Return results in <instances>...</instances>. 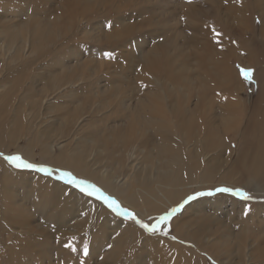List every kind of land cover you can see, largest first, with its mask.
I'll return each instance as SVG.
<instances>
[{
  "label": "rangeland",
  "instance_id": "rangeland-1",
  "mask_svg": "<svg viewBox=\"0 0 264 264\" xmlns=\"http://www.w3.org/2000/svg\"><path fill=\"white\" fill-rule=\"evenodd\" d=\"M0 1H2L3 3L6 2L4 4L5 6L7 5L12 6L14 4V7L7 6L6 9L3 3L0 2L1 3L0 20H2V17L5 18V20L3 19L2 24L4 25L6 24L7 26H9L10 24L9 27H14V25H16V27L11 29V31H15V28L20 26L18 25L20 23L22 28L24 26H27L28 29L29 26L32 25L34 20L45 25H48V23H50L49 26L53 25L51 24V22L55 23L56 25L55 24L54 25L57 26L58 30L60 29L59 31L57 30L58 31L57 33L59 35L55 34V36L51 37V39L49 40L52 42L51 44L52 46H50L48 41V44L44 45L43 48H41L42 49L41 53L37 51V53H39L38 55L36 54L35 50H32L31 44L29 43L28 39L26 42L25 40L23 42H18L14 40L13 43L15 42L14 45L16 44L15 45L16 48L11 46L13 44L12 39L8 33H4V34L2 33L4 29L2 30L1 28L4 27V25H2L0 22L1 24L0 35L3 34V36H0L1 37L0 53L5 51L1 54L2 56H0V59H2L1 60L2 64L0 62V66H3V62L9 63L11 65L13 64L14 67H16V65L21 66L23 70L22 75L25 82L23 83V86L25 87L24 89H22V91L24 92L26 91V89H28L27 87H32V85H34L35 87L36 86L38 87L40 85L39 87L41 88L43 87L44 89H49L51 90V92H53V93L48 92V94L47 92L46 93L43 92L45 95L43 94V96H41L42 92L40 91H43V89L40 88L41 90H39V87L38 89L33 88L34 86L32 87L35 91L37 90L36 91L37 93L35 92V94L37 95H34L36 97L35 98L32 97V100L33 98L34 99L37 98L36 99L37 101L33 100V103H30L31 104L30 107L29 105H27L28 109H24L25 113L27 114L26 121L30 125L31 123L30 121L32 120L31 123L33 126L32 132H36V131L39 132L49 127V125H51L50 124L51 119L54 117L53 118L54 120L52 119L53 121L51 123H53L52 126L55 127V129H53L51 132H53L54 136L56 134V136L51 140V143L49 145L50 155L47 158L43 157L42 151L39 146L33 147L34 151L32 150L33 153L31 159L30 158L28 159L25 156V153H27L28 150V143L31 137V135L28 134L27 130L22 131L21 133L23 134L22 135L19 134L20 137L14 139L15 141L13 140L8 143L7 145L8 151L7 150L0 151V153H3L5 155L19 154L28 162L40 165L42 167H46L51 170V174L49 175L44 172H38L31 169H17L11 164H9L2 156H0V194H1L0 224L2 223V220L4 219L5 215L6 216L8 215V217H11L13 215L12 217H20V218H22L21 214H23V217L24 215L25 217L28 216L30 218L31 221L30 223L32 224V227H37L39 231L50 232L49 235L52 236L51 240L52 243H54V246L52 248H47V247L40 248L39 250L41 251V257L45 260H51L53 263L62 262L61 258L58 256L56 252L57 246L61 244V241L58 240L59 231H56L54 227L46 223V221H44L41 216L34 215L35 210L37 209L38 211L37 206L40 204L39 202H43V199H41L38 195H36L37 193L35 192L32 193V191H35L37 185L39 186L40 182H42L41 180H43L46 184L52 185L55 183L56 185L65 188L67 192H71L79 198L87 200L88 202H94L95 205L97 206L98 215L99 217H101V219L99 218V220L101 221L107 220L108 224L109 225L111 224L112 226L118 225L117 227L124 228L125 226L133 225L135 228L141 230L147 235L150 234L155 238L157 237V239L159 240L160 238H163V233H165L164 230H166V233H171V234L174 233L175 223H172V221L184 225L186 230L189 233L193 234L194 236H195V232L198 233V237H195V240H198L199 242L198 246L204 250L201 253H199L197 257L205 260L207 264H221V263L222 264L225 263L264 264V188L254 182H250L247 185L244 184L243 182H241L243 176L238 172L235 175H233L232 181L230 182L231 184L230 183L223 184L220 183V181L204 182V183L201 182L200 173L204 168L205 163H210V162L213 163L212 160H215L216 162L219 160L218 165L220 164V168L216 174L218 176L217 177L218 179L222 178L223 180L224 178L230 175L228 171L231 168L233 159L236 158L237 154L239 153V148H241V144L237 145L236 140L234 141L233 139L234 134L237 132V129L235 128L231 129L229 133L225 134V137L228 141L227 142L228 145L225 148L218 147V149L221 150L218 151V149H216L217 150L216 151L214 149L208 153L206 152L204 153L202 147L199 150H197V152L201 157V165L200 168L197 169V173H196L198 180L196 182H192L188 184L187 186L185 185L179 187V191H186L189 188H193L199 184L202 186L206 184H215V185L205 188L202 187L201 189L190 195V196H195V199L189 200L187 197L190 196H187L185 197L186 199L184 198L185 200L183 199V201H180V203L176 206V208H178L179 210L176 211L174 214L168 215L169 219L171 217L174 220L167 223L168 226L166 224L167 227L162 229L164 232L161 230L152 233L149 232L144 227H142V224L150 225L151 222L140 217V215L133 208H131L130 206L124 203H121L112 194L109 196L115 199L116 201H118L122 209L127 210L128 213L134 214L135 219L126 216L124 214H117V212H114L108 206V204L104 202L102 198H98L99 197L98 193L89 196L86 194L85 191H81V188L77 187L75 184L67 183L66 179H57V177L60 175L61 172H69L76 179L87 182L85 184L86 190L88 191L91 190L88 188V185H95V187L98 188V186H96V182L90 179V177L86 175V173L73 172L69 168L57 166L54 163H52L50 159V156L52 155H60L62 154L63 151L65 152L71 151L77 146L81 145L80 143H83L82 140L85 138L86 131L88 130V127L91 126V124H93V126L91 127L94 129L98 127L97 125H100L98 123L99 122L98 118H101L103 116V113L102 115H100L96 109V107L97 108L99 107L98 104H100L99 92L100 94H102V92L104 93L106 91V95H109V93H111V90L112 91L117 90L114 91L116 92L115 98L117 100L120 99L122 96H125L128 98L126 100V103H128L129 101L128 103L129 106L135 105V103L138 100V94L133 92V90L137 86L138 83L137 78L140 75L139 74L140 61H143L142 57H144L143 56L144 54H147V52L156 49L158 45L161 44V41H163L162 40L163 38L174 39L175 45L182 48V51L181 50L179 51V49L176 50L175 48H171L170 55L172 60L175 62L173 64L176 65L177 69L178 68L183 69L186 72L185 73L186 75L188 76L190 75L192 79L194 78V80L197 81L195 83V86L197 85L196 88L201 87L200 83H202L204 87H207L209 99L208 101H204L200 109L201 112L202 111L206 112L205 115L207 116L204 115L205 118L210 116L212 119L211 118L209 119L211 120L210 122L207 118L206 119L204 118L205 119L204 121H207L205 122L207 124L203 122L204 123L203 126L205 127L208 126L209 122L212 124L215 123L216 125L212 126L215 132L218 131L220 132L226 129L227 126L234 124L236 126L242 125L243 127L245 123L249 122L247 120V114L251 113V111H254L255 108L256 110H258L264 106V91H263L264 89H262L260 86L261 78L257 73L258 72L257 66L248 64V59H249L248 49L250 48H248L249 46L247 45V43L252 39L255 40L254 45H256L257 48L260 47L261 43L264 42V0H212V1L210 0H80L82 4L85 3L84 4L85 6H83L81 3H80L81 5L79 4L78 6H76V8L78 7L80 8V10H83V14H81V16L80 13H82V11L80 12V10L78 11V9H76L79 12L78 13L75 10V7L71 6L70 4L71 0H13V1L0 0ZM20 1H22L23 5ZM31 1H33V4ZM34 1L37 2L34 3ZM15 2H17L18 4L16 3L15 5ZM27 3H29V5ZM67 4L70 9L72 10L74 9L72 11L73 13L66 11V10L71 11L68 8ZM216 4H218L219 6L218 8H216ZM2 7H4V9ZM18 7L21 8L19 9ZM16 8L19 9V15L21 14L22 16L17 15L18 11L16 10L18 9ZM193 9L195 10L198 9L197 17L193 14ZM38 10L39 12L41 11L40 14L39 12L36 13V11ZM70 13L72 14V16L70 15ZM76 13H78V15ZM88 13H92L93 17L91 14ZM94 13L97 14L95 15ZM32 15L34 17H32ZM40 15H42L44 19ZM46 16L49 17L47 18ZM54 16H56L57 18H55ZM63 16L64 17L68 16V17L67 18L65 17L64 20ZM6 17L9 20L8 21L9 24H7L8 22H6ZM23 17L25 19H23ZM71 17L72 19H70ZM68 18L69 21H71L70 23L75 22L72 21L75 20V18L77 19L76 22L77 28L73 29V24H72L71 28L69 29L70 23L69 21L66 20ZM190 18L194 20V22ZM12 19L16 20L17 22L18 21L21 22L16 23V21L13 22ZM55 19L57 20L56 22ZM61 19H63V22ZM10 20L12 21L10 22ZM62 23L64 25H62ZM65 24L67 27L65 26ZM6 25L5 27H7ZM65 29L68 30L65 31ZM213 29H215V31H213ZM29 31L30 30H28V33ZM62 32H64L65 35L64 33L62 35ZM217 33H219V35H217ZM66 34L68 35L67 36L68 38L66 37ZM89 34L91 37L89 36ZM85 35H87L90 38H87ZM59 36L61 39L59 38ZM63 36L66 40L62 38ZM2 37L3 38L5 37V39L6 38L7 39L3 40ZM8 39L10 40L8 41ZM54 39L56 41L58 40L56 44H55L56 41ZM97 40L98 41L101 40L100 42H102V44L100 42H97ZM6 44L8 45V48L13 47L12 48L13 50L9 51L10 48L8 50ZM17 44H19L23 48H20L19 45ZM53 44H55L56 46L58 45V47L56 48ZM74 45L75 48L77 49L75 48L73 49L72 46ZM254 45L251 46L254 47ZM2 47H3V51H2ZM47 47L48 49H46ZM5 49L8 51L6 52ZM16 49L18 51L21 50V54L20 52L18 53ZM22 50H24L23 55H22ZM28 50L31 52H29ZM70 51L71 53L68 54V52ZM53 52H59L60 54L63 55V60H62L63 63L56 62L54 58L51 57V54ZM17 53L19 57L16 56V59L19 58L20 60V58L22 57L23 59L21 58V61L14 59V54L17 55ZM29 53H32V55L30 54L31 56L30 55L28 56ZM109 53L111 54L112 58L108 57L107 54ZM233 53L238 55V57L236 56L237 57L236 58L233 55ZM183 54L187 55L184 59L182 56ZM197 55L200 57H198ZM26 56H28L29 58ZM203 58L207 59V63L205 65H202ZM11 59H13V61H11ZM24 59L25 62H23ZM67 59L68 61H66ZM212 59H214L215 62H211ZM222 60L225 61V66L221 65L220 61ZM29 61L30 63H32L33 61L32 63L33 65L30 64ZM78 61L80 63H78ZM89 61H91L92 63L91 62L89 63ZM19 62L20 64H17ZM48 62L52 65V68H50L51 65ZM34 63L36 64L35 67H34L35 65ZM56 63L59 64L57 65ZM84 63L87 64H85L84 66ZM76 64L80 67L82 65L81 67L82 70L83 68H86V74L84 70L83 72L81 71L79 74L77 72V75L74 76V77L77 76V79L75 78L77 81L75 79L73 80V82L76 81L77 83L74 82V84L72 83L73 84L72 85L68 82L69 84L66 85V83L63 84L64 82L63 81L62 84L65 86L63 87L61 86V89L59 90L58 88H60L61 83L60 84L58 83L57 90L55 91L56 87L54 89V85L56 82L55 83L53 82L54 80L56 81V79H54L55 76L59 78L60 75L64 76V73L66 74V72L74 71V69L77 67ZM25 65H27V67ZM62 65L64 67H62ZM71 65L72 66L74 65L76 67L75 68L71 67ZM31 66L34 67L35 70L33 68L31 69ZM58 66L62 67V69H60V67ZM66 67H68V69L70 70L68 71L67 69L65 72H63V74H61L62 71H64L63 69L64 68L66 69ZM259 67L264 70V65H261ZM25 68L27 70H24ZM28 68L29 70H31V72L28 70ZM47 69L48 70L51 69V70L48 71ZM87 69H89V72ZM60 70L62 71L60 72ZM248 70H251V82L248 79H245V73ZM209 71L212 72V75L215 78H218V81L210 77L208 73ZM229 71L232 74V79H231L232 81L229 80L230 79L228 74ZM57 72L58 73L60 72L59 73L60 75L59 74L57 75L56 74ZM36 73H38L39 75H37ZM81 73L85 75L86 79L88 80L87 83L84 82V80L82 81V78L85 79V77H83ZM90 74L92 75L91 77ZM27 76L28 78L26 79ZM181 76L184 75L181 74ZM32 77L33 78L36 77V78L33 79ZM39 78L42 80H40ZM93 78L94 80H92ZM36 79L38 81L35 82ZM90 80L94 82L96 81L95 83L93 82L95 86L93 87L92 85L93 89L91 88V91H89L90 88L87 85L88 83H92V81ZM27 81H29L30 83H27ZM44 81L48 83L50 87L48 84L44 83ZM80 81H82L84 86L86 85L87 87L85 86V88H83L84 86ZM32 82L37 84L35 85ZM98 83L99 85L96 86V84ZM45 86L48 88H46ZM94 88L96 89L94 90ZM259 88L260 90L262 89L263 92L262 91L260 92ZM100 89H103V91ZM108 90H110V92ZM22 91L20 95H22ZM77 91H79V93H76ZM87 91L89 93L94 92L95 95L93 96L97 95L96 99H98L97 101L99 102V103L97 102V106H96V101L94 100L95 98L92 99L95 102H90L87 104L86 107L87 109L84 108L86 106L85 104L84 107L82 106L83 101L81 99L85 98L86 94H88ZM64 92L67 94V96L66 94H64ZM84 92H86V94H84ZM38 93L40 94V96L38 95ZM72 95H74L75 98ZM78 95L79 96L81 95L80 101H77L79 100V98H77L79 97ZM37 96H39L40 102L42 101L41 103L39 102ZM42 97L43 99L41 100ZM195 97L197 99L192 97L189 102L185 103V108L188 107L187 110L189 109L190 111L191 110L194 111V107L197 104V100L199 99L197 95H195ZM65 98L69 100H66ZM70 98H72V100ZM62 100L63 103H61ZM73 100L75 105L73 104V106H70L72 105L71 102L73 103ZM211 101L212 103H210ZM228 102L232 103L233 107L231 109H233L232 111L234 112L236 111L235 114L232 113H230V115L228 114V112H230L228 107L226 106ZM55 103H57L58 105H56ZM59 103H61L62 105L61 104L59 105ZM78 103L80 105H76ZM92 103H94V105H92ZM53 104H55V106ZM33 105L35 106L32 107ZM37 105L39 106V108L37 107ZM65 105H67L68 107L65 108ZM61 106H64V108L67 109L68 111L75 110V106H80V107L82 106L83 109H81L80 107L78 108L83 110L82 112L85 113V114L83 113L81 116L77 112L78 115L76 114V116H78L79 118V121H77L78 123L77 122L75 123L74 120V123H72L73 126L69 125L70 127L68 126V128H66L67 129L66 132H64L65 128L64 130L63 128H61L62 131L59 129L60 127H62V124L60 126V123L64 122V120L62 121L63 118H60V116H62L60 112H63L64 109ZM93 106L95 107L93 108ZM35 107H37L38 109L36 110ZM196 107L199 108L198 105H196ZM205 107L207 108L209 107V110ZM29 108L32 111H30ZM51 108L52 110H55L56 108H58L59 110L60 108L62 109L60 111L57 109L58 111H54L52 113L50 112L52 111ZM69 108L72 109L69 110ZM240 108H242V110ZM33 109L34 111L35 110L36 111L33 112ZM77 110L81 112V110L79 109ZM91 111L92 112L94 111V114ZM209 111L211 115H209ZM239 111L242 113L243 117L242 116L240 117L241 114L239 113ZM30 112L31 113L33 112L34 114L32 113V115H30ZM224 112L227 113V115L224 114ZM98 114L100 115L99 117ZM79 115L82 117L81 119ZM236 115H238L239 117ZM27 116L30 118H28ZM55 116L57 117L58 120L55 119L56 118ZM56 120L57 121L60 120L61 122L59 121L57 124ZM46 121H48L49 123ZM229 122L231 123L230 125L228 124ZM54 123L57 126H55ZM224 123L227 125H224ZM35 126L37 127L35 128ZM23 127L25 128V126ZM57 127L58 129H56ZM57 134L59 136H57ZM201 135L202 136L204 135L203 131L200 132V136ZM218 135L221 134L218 133ZM229 143L233 146L232 149H230ZM95 147L96 146H91V148H89L88 151L85 153V165H87V167L90 170L95 171L99 178L103 176V178L107 179L109 177L115 176L114 178L112 177V180L114 181L113 184L114 186L116 184H117L116 186H119L127 181L130 182L128 175L134 171V166L136 167L138 166L137 168H139V165H137L139 161H136L137 160L136 158L139 156L137 150L127 151L128 154L126 153L125 156V159L127 158L125 160V167H124L125 171L122 168L124 173L122 172L120 175H117L116 177V171L118 167L111 166L109 164L106 151L102 150L101 148H97V147L95 148ZM187 148L188 145L186 147V150ZM106 172L109 174V177L108 174H106ZM110 174H112V176ZM193 183L195 184V186ZM219 183L220 185H217ZM224 187L233 188V189H243L244 191H246L251 195L252 199L244 200L241 197L232 195L231 193L216 191V189L224 188ZM30 188H32L33 190H31ZM101 192L106 196H108L107 194H110L107 193L106 190L104 192V189L101 190ZM209 192L213 194L207 195V193ZM197 193H206V194L198 196L196 195ZM30 200L31 202L33 201L32 203L34 205L31 204ZM184 201H187V203H185ZM163 202L166 204V199L164 201H160V203L157 205L158 206H161V204L164 205ZM194 202H198V203H194ZM181 205L183 206L181 207ZM103 207H106L107 209L104 211H107L113 215L114 217L113 221H111L110 218L108 219V216L103 212ZM155 209L153 210V212L156 213H153L152 210L149 209L147 211V214L153 213L152 215L156 214L158 216L159 209H157L156 206ZM17 212L21 213L19 214L20 216L18 215ZM169 213H172V211L164 212L161 215L166 216ZM77 216L78 217L74 218V220H79L77 222L83 221V216H79V215ZM159 218H157V221ZM72 221L70 222L72 223ZM13 233H17L18 235H24L23 229L21 227L19 228L16 225H13L9 227L6 233L4 234L2 233V236L9 238L10 243L14 244L15 240L11 236ZM244 233L247 236L244 235ZM88 234L91 233L88 232ZM141 243H143V245H148L147 240H142ZM135 244H137V242H135ZM135 244L134 242L132 243V245ZM131 247L132 246L130 245V248ZM206 250L208 251L206 252ZM106 252L107 250L104 249L103 254L101 256H105ZM28 255L30 256L29 258H27L28 263L37 264V258L31 257L32 256L31 252H29ZM152 255L153 253L151 252L148 257H144V258H146L151 262ZM0 256H7V254L4 251L2 252L0 251ZM79 257H81V255H79ZM212 259L214 260L212 261ZM89 261L91 264L97 263V260L93 255L89 257ZM108 263L111 264L110 261H108ZM118 264H124V263L120 261L118 262ZM158 264H171V263L167 258H162Z\"/></svg>",
  "mask_w": 264,
  "mask_h": 264
},
{
  "label": "bare ground",
  "instance_id": "bare-ground-1",
  "mask_svg": "<svg viewBox=\"0 0 264 264\" xmlns=\"http://www.w3.org/2000/svg\"><path fill=\"white\" fill-rule=\"evenodd\" d=\"M210 1H212V0H210ZM0 2H2V1H0ZM20 2L22 3V1H20ZM31 2L33 4V1H31ZM36 2L37 1H34V3H36ZM5 3H3V5ZM16 3L17 2H15V5H16ZM80 3L82 4V2H80V0H71L70 1L71 6L75 7V10L78 9V11L80 10V8H78V7L76 8V6H78ZM27 4L29 5V3H27ZM84 4L85 3H83L82 5L85 6ZM22 5H23V3H22ZM251 5H252V3H251ZM7 6L4 5V7L6 9H7ZM67 6H68V4H67ZM4 7H2V8L4 9ZM8 7H14V4L12 6H8ZM218 7H219L218 4H216V8H218ZM0 8H1V6H0ZM18 8L20 9L21 7H18ZM18 8H16V9H18ZM68 8H69V6H68ZM19 9L16 10V11H18L17 15H19ZM70 10L71 11H69V10H66V11L73 13L72 11L74 9L73 10L70 9ZM81 11H82V13H80V16H81V14H83V10H80V12ZM37 12H39V10L36 11V13ZM40 12H39V14H40ZM67 13H66V15H67ZM71 13H70V15L72 16ZM78 13H76V14L78 15ZM88 14L92 15V13H88ZM193 14L197 17L198 9L197 10L193 9ZM42 15H40V16L42 17ZM19 16H22V15L20 14ZM7 17H6V22L9 21L7 19ZM32 17H34V16L32 15ZM54 17L57 18L56 16H54ZM65 17L67 18L68 16H65ZM65 17L63 16V19ZM74 17H73V19H74ZM92 17H93V15H92ZM3 19L5 20L4 17H2V20H0L1 24L3 23ZM23 19H25V18L23 17ZM63 19H61L62 22H63ZM70 19H72V17ZM12 20H10V22ZM66 20L69 21V18ZM14 21H16V20H13V22ZM56 21L57 20L55 19V22ZM72 21H75V22L70 23L71 21H69V23H70V27L68 26L69 29L71 28L72 24H73V29L77 28V23H76L77 19L75 18V20H72ZM192 21L194 22V20H192ZM20 22L16 21V23H20ZM4 23H5V21H4ZM16 23H14V24H16ZM7 24H9V22ZM51 24L54 25L55 23L51 22ZM2 25H4V24H2ZM5 25H4V27H5ZM11 25H13V24H11ZM18 25H20V26L15 28V31H11V29L16 27V25H14V27H9L10 26V24H9V26L6 25L7 27H5V28L4 27L1 28V26H0V28L2 30L4 29L2 32L3 34L4 33L9 34V36L12 39V43L14 40H16L18 42H23L25 40V42H26L28 39L29 43L31 44L32 50H35L36 54H38V55H39V53H37V51L41 53L42 52L41 48H43L44 45L48 44V41L51 39V37H54L55 34L59 35L57 32L60 30V29L58 30L57 26H55L56 24L54 26L53 25L49 26L50 23H48V25H45V24H42L40 22H37L36 20L33 21L32 25H30L28 29H27V26H24L22 28L21 23ZM62 25H64V24L62 23ZM65 26H66V24H65ZM28 30H30L29 33H28ZM67 30L68 29H65V31H67ZM72 30H71V32H72ZM13 32H16V33H13ZM68 32H67V34H68ZM63 33L64 32H62V35H63ZM3 34H1L0 36H3ZM67 34H66V37L68 36ZM62 35H60V36H62ZM64 35H65V33H64ZM25 36H27L28 38ZM60 36H59V38H60ZM73 36H71V37H73ZM85 36L87 38L91 37L90 34H89L90 37H88L87 35H85ZM62 38H64V36ZM0 39H1V37H0ZM2 39L4 40L5 37L4 38L2 37ZM98 39H100V38H98ZM9 40L10 39H8V41ZM162 40L163 41H161V44L158 45V47L156 49H153L152 51L147 52V54L143 53L144 54L143 55L144 57H142L143 61H140V66H139V69H140L139 74L140 75L137 78L138 83H137V86L135 87V89L133 90V92L138 94V100L135 103V105H133L134 104L133 103L132 104L133 106H129V104H128L129 101H128V103H126V100L128 98L125 96H122L120 99L117 100L115 98L116 92H114L117 90H113V91L111 90V93H109V95H106V91L104 93L102 92V94H100V92H99V95L101 96V97L99 96L100 104H98L99 107L98 108L96 107V109L100 115H102V113H103V116L101 118H98V120H99L98 123L100 125L96 124L98 127L95 129L91 127V126H93V124H91V126L89 125L90 127H88V130L86 131L85 138L82 140L83 143H80L81 145L77 146L73 150L67 151V152L63 151L62 154H60V155L50 156L52 163H54L57 166L69 168L73 172L86 173V175H88L90 177V179H92L96 182V186H98V188L100 190L104 189V192L106 190L107 193H110V194L106 193L108 196L112 194L121 203H124V204L130 206L131 208H133L140 215V217H142L145 220H148L149 222H151V224H155V222L157 221V218L162 216L161 215L162 213L171 212L172 209L176 208V206L180 203V201H183V199L185 197L192 195L193 193H195L196 191H198L202 187L205 188V187H211V186L215 185V184H206V185L202 186L200 184L199 185L196 184L197 186H195V184L193 183L195 187L189 188L186 191H179V187H182L185 185L187 186L188 184H190L192 182H196L198 180L196 173H197V169L200 168V165H201V157H200L199 153L197 152V150H199L202 147L203 152L208 153L214 149L215 150L218 149V147L219 148L220 147L225 148L228 145V143H227L228 141L225 137V134L229 133L230 130L233 128L237 129V132L234 134L233 139H234V141L236 140L237 145L241 144V148H239V153L237 154V157L233 159V162L231 164V168L228 171V173L230 175L227 176L226 178H224L223 180H222V178L218 179L217 178L218 176L216 174L220 168V164L218 165L219 160L217 162L215 160H212L213 163H211L209 161L211 164L205 163V166L200 173L201 182L204 183V182L220 181V183L228 184L232 181L233 175H235L238 172L243 176V179L241 180V182H243L244 184L247 185L250 182H254V183H256L259 186L264 188V106L258 110H256V108H255L254 111H251V113L247 114V120L249 122L245 123V125L243 127H242V125H240V126H236L235 124L230 125L231 123L229 122L228 124L230 126H227L226 129L220 131L221 133L219 131L215 132V130L212 126L216 125V124L210 123L211 122V120H209L211 118L210 116H208L209 118L206 117L210 121V122L208 121L209 122L208 126H206V127L203 126L204 123L207 122V121H204L206 119L205 116H207V115H205L206 114L205 111L204 112L202 111L203 113L201 112L200 107L203 105L204 101H208V99H209L207 87H204L202 85V83H200L201 87L196 88L197 85L195 86V83L197 81H195L194 78L192 79V77H190V75L189 76L186 75L185 74L186 72L183 69H179V68L177 69L176 65L173 64L175 62L172 60L171 55H170L171 54V48H175L176 50L179 49V51L180 50L182 51V48L175 45V40L174 39H168V38H163ZM225 40H227V39H225ZM52 41H53V39H52ZM57 41L55 42V44L57 43ZM100 41L97 40V42H100ZM113 42H115V41H113ZM14 43L11 46L16 48L15 47L16 44L14 45ZM100 43L102 44V42H100ZM49 44H50V46H52L51 41H49ZM55 44H53V45L57 48L58 45L56 46ZM254 44H255V40H253V39L247 43V45L249 46L248 48H250V49H248V51H249L248 64L253 65V66H257V71H258L257 73H258L259 77L261 78V85L260 86L262 89H264V70L259 67L261 65H264V42L261 43V46L258 48ZM17 45H19V44H17ZM251 45H254V47H252ZM47 46H49V45H47ZM70 46H71V44H70ZM13 47H11V48L9 47L10 48V50H9L8 45H7V49L9 51H12ZM19 47L23 48L20 45H19ZM72 47L74 49L75 45ZM51 48H53V47H51ZM46 49H48V47ZM75 49H77V48H75ZM8 50H6V52ZM24 50H26V49H24ZM24 50H22V55L24 54L23 53ZM60 50H62V49H60ZM0 51H1V49H0ZM2 51H3V47H2ZM57 51H58V49H57ZM257 51H259V52H257ZM3 52H5V51H3ZM19 52L21 54V50H19L18 53ZM29 52H31V51H29ZM2 53H0V56H2L1 55ZM13 53H14V51H13ZM18 53H17V55L14 54L15 60H19V58L16 59V56H18ZM69 53H71V51L68 52V54ZM30 54L32 55V53H29L28 56ZM35 55H33V56H35ZM233 55L235 57L236 56L238 57V55H236L235 53H233ZM28 56H26V57H28ZM182 56L184 59L187 55L183 54ZM51 57H53L56 62L63 63L62 62L63 55L60 54L59 52H53L51 54ZM198 57H200V56H198ZM21 58L19 61H21ZM1 60L2 59H0V62H1ZM11 61H13V59H11ZM66 61H68V59ZM79 61H78V63L81 62V61L80 62ZM84 61H82V62H84ZM23 62H25V59ZM90 62L91 61H89V63ZM211 62H215V60L212 59ZM12 63H14V62H12ZM29 63H30V61H29ZM32 63H33V61H32ZM32 63H30V64H32ZM53 63H54V61H53ZM206 63H207V59L203 58L202 59V65H205ZM220 63L222 66H225L224 60L220 61ZM1 64H2V62H1ZM17 64H20V62ZM56 64L58 65L59 63H56ZM85 64H87V63H84V66H85ZM22 65H23V63H22ZM90 65H93V64H90ZM25 66L27 67V65H25ZM35 66H36V64L34 65V67ZM94 66H96V65H94ZM34 67L31 66V69L33 68L35 70ZM58 67H60V66H58ZM62 67H64V66L62 65ZM62 67H60V69H62ZM71 67L75 68L76 66L71 65ZM77 67H76L77 69L75 68L74 71H71V72L69 71L70 69H68V67H66V69L64 68L63 69L64 71L60 70V72L62 71L61 74H63V72H65L68 69V71L70 73L66 72V74L64 73V76L60 75L59 74L60 72L56 73L57 75L59 74L60 76H59V78L57 76H55V78L53 77L54 79H56V81L55 80L53 81V79H52V81L54 83L56 82L54 85V89L56 87L55 91L57 90V87H58L57 84L58 83L59 84L61 83L60 88H58L59 90L61 89V86L62 87L65 86V85H63L64 83H66V85L69 83L74 84V82L77 83L76 82L77 76L74 77L75 75H77V72L79 74L81 71L83 72V70H84V72L86 74V68H83V70H82L81 69L82 65H81V67L77 65ZM101 67H102V65H101ZM29 68H28V70H29ZM50 68H52V65ZM24 70H27V69L25 68ZM50 70H48V71H50ZM71 70H72V68H71ZM87 70L89 72V69H87ZM22 71L23 70H22L21 66L16 65V67H14L13 64L11 65V64L6 63V62H3V66H0V151H6V150L8 151V149H7L8 143L10 141H13L17 137H20L19 134L22 135L23 134V133H21L22 131L27 130L28 134H30L31 137H30V140L28 143V150H27V153H25V156L28 159L29 158L31 159V156L33 153L32 150L34 151L33 147L39 146L41 151H42L43 157L47 158L50 155L49 145L51 143V140L56 136V134L54 136L53 132H51L53 129H55V127L52 126L53 123H51L54 120L53 119L54 117L53 118L51 117L53 120L51 119V122H50L51 125L48 124L49 127H47V128L44 127L45 129L44 130L42 129L43 131L32 132V128H33L32 124H31L32 123V120H31L32 117L30 119L31 123L29 125L26 121V115L27 114L25 113L24 109H28L27 105H29V107H30V105H31L30 103H33V100L37 101L36 100L37 98L34 99L36 97L34 95H37V94H35V92L37 90L35 91L33 88L38 89V87L40 85L38 87L37 86L35 87L34 85L31 84L32 87L34 86L33 88L27 87L28 89H26L25 92L22 91V89H24V87H25V86H23V83H25V82L23 79V75H22L23 72ZM29 71L31 72V70H29ZM230 71L228 73L229 78H230V79L228 78L229 80L232 79V74L230 73ZM97 72H98V70H97ZM73 73H76V74H73ZM208 73H209L211 78L218 81V78H215L212 75V72L209 71ZM36 74L39 75L38 73H36ZM53 74H55V73H53ZM98 74H99V72H98ZM181 74L184 76H181ZM82 75H83V77H85L84 74H82ZM91 76L92 75L90 74V77ZM27 78H28V76L26 77V79ZM34 78H36V77H34ZM98 78H99V75H98ZM37 79H38V77H37ZM37 79L35 80V82L38 81ZM74 79L76 81L73 82ZM40 80H42V79H40ZM83 80L86 83L88 82L86 77H85V79L82 78V81ZM92 80H94V78ZM92 80H90V81H92ZM82 81H80V82L82 83ZM62 82H63V84H62ZM93 82L94 81H92V83L87 84L90 88L89 91H91V88L93 89V87L95 86L93 84ZM27 83H30V82L27 81ZM32 83H34V82H32ZM44 83H46V82L44 81ZM46 84H48V83H46ZM92 85H93V87H92ZM97 85H99V83L96 84V86ZM68 86H71V85H68ZM83 86H84V84H83ZM85 86L83 88H85ZM115 86H117V85H115ZM49 87H50V85H49ZM40 88L41 87H39V90L43 89V91H40V92H42L41 96H43V94L46 92H47V94H48V92H51V90H49V89H44L43 87L41 89ZM46 88H48V87H46ZM80 88H81V86H80ZM83 88H82V90H83ZM96 88H94V90ZM262 89L260 90V88H259L260 92L262 91ZM39 90H38V92H39ZM46 90H48V91H46ZM94 90H92V91H94ZM100 90L103 91V89H100ZM21 91H22L23 96L20 95ZM108 91L110 92V90H108ZM128 92H129V90H128ZM51 93H53V92H51ZM76 93H79V91H77ZM87 93L88 94H86V92H84V94H86V96L84 99L83 98L81 99L83 101L82 106L84 107L86 105L84 107V108H86L88 103L95 102V101H96V106H97V102H98L97 101L98 99H96L97 95L93 96V95H95L94 92L89 93L87 91ZM64 94H66V93L64 92ZM74 94H75V92H74ZM38 95L40 96L39 93H38ZM195 95H197V97L199 98L197 100V104H196V105H198L199 108H197L195 105L194 111H192V110L190 111L189 109L187 110L188 107L185 108V103L189 102L192 97L196 98ZM39 96H37V97H38L39 102H40ZM66 96H67V94H66ZM72 96H74V95H72ZM80 96L77 97V98H79V100L76 99L77 101H80ZM32 97H34L33 100H32ZM62 97H63V95H62ZM69 97H70V95H69ZM74 98H75V96H74ZM29 99H31V100H29ZM42 99H43V97L41 98V100ZM65 99L69 100L67 98H65ZM70 99L72 100V98H70ZM92 99H94L95 101ZM63 100H64V98H63ZM63 100L61 103H63ZM57 102H59V101H57ZM38 103H36V104H38ZM61 103H59V105ZM67 103H69V102H67ZM79 103L76 105H80ZM210 103H212V101ZM55 104L58 105L57 103H55ZM55 104H53V105L55 106ZM64 104H65V101H64ZM71 104L72 105H70V104H68V105H70V106H73V104L75 105L74 100H73V103L71 102ZM233 104H235V103H233ZM35 105H33L32 107H34ZM92 105H94V103H92ZM82 106L81 107L75 106V110H71L72 108H69V110H71V111H68L67 109H65L66 107H68L67 105H65V108H64V106H61L62 108H64L63 109L64 113L60 112L62 115V116H60V118H63L62 121L64 120V122L60 123V126L62 124V127L59 128L60 130H61V128H63V130L65 128L64 132H66L67 131L66 128H68L69 125L73 126L72 123H74V120H75V123L77 121H79V118H78V116H76V114L78 112L82 116V114L84 113V112H82L83 110H81V109H83ZM226 106L228 107V109L230 111V112H228L229 115H230V113L235 114L236 111L234 112V111H232L233 109H231L233 107L232 103L228 102ZM226 106H225V108H226ZM37 107L39 108L38 105H37ZM37 107H35L36 110L38 109ZM78 107H80L81 109ZM94 107L95 106H93V108ZM62 108H60V110ZM205 108H207V107H205ZM57 109L58 108H56L55 110H52V108H51L52 111H50L49 109L48 110L53 113L54 111L59 110V109L58 110ZM77 109L81 110V112L78 111ZM207 109L209 110V107ZM240 109L242 110V108H240ZM30 111H32V110L30 109ZM35 111L33 109V112H35ZM65 111H68V112H65ZM240 111H239V113L241 115L240 114L239 115H240V117L241 116L243 117V115ZM32 113L30 112V115H32ZM55 113H57V112H55ZM92 113L94 114V111ZM237 113H238V111H237ZM36 114H38V113H36ZM95 114H96V111H95ZM99 114H98V117L100 116ZM224 114L227 115V113H225V112H224ZM80 115H79V117L81 119L82 117ZM209 115H211L210 111H209ZM75 116L78 119H76ZM95 116H97V115H95ZM236 116H238V115H236ZM28 118H30V117H28ZM33 118H35V117H33ZM55 119H57V117ZM59 121H57V124ZM223 121H224V119H223ZM46 122H48V121H46ZM100 122H102V123H100ZM225 123H224V125H227ZM205 124H207V123H205ZM23 126H25V128ZM55 126H57V125L55 124ZM36 127L37 126H35V128ZM56 129H58V127ZM218 130H220V129H218ZM201 131H203V134H204L203 136L202 135L200 136ZM218 133L221 134L222 136L218 135ZM57 136H59V135L57 134ZM187 145H188V148L186 150ZM229 145H230L229 146L230 149H232L233 146L230 143H229ZM91 146H96L97 148H101L102 150L107 152V158L109 160V164L111 166H117L118 167L117 171L115 170L116 171V177H117V175H120L123 172V169L125 167V160L127 159V158L125 159L127 151H131V150L136 151L137 150V153H139V156L136 158L137 159L136 161H139L137 164V165H139V168H137L138 166L137 167L134 166V171L129 174L130 176L128 175L130 182L127 181L125 183H122L119 186H116L117 184L114 186L113 185L114 181L112 180V177L114 178L115 176H112V174H110L112 177H109V174L106 172V174H108L109 178L105 179V178H103V176L101 178H99L95 171L90 170L87 167V165H85V153L88 151L89 148H91ZM188 150H190V151H188ZM219 150H221V149H218V151ZM229 153H230V151H229ZM108 168H110V167H108ZM124 171H125V169H124ZM81 175H83V174H81ZM41 181L42 182H40L39 186L38 185H37V187L35 186L36 187L35 191H32V193L33 192L37 193L36 195H38L41 199H43V202H39L40 204L38 206L36 204V206L38 207V211L36 209L34 215L41 216L43 218V220L46 221V223H48L49 225L54 227L56 231H59L58 240L61 241V244L57 246L56 252H57L58 256L61 258L62 262L61 263H59V262L53 263L51 260H45L41 257V251L39 250L40 248H46V247L52 248L54 246V243H52V240H51L52 236L49 235L50 232L39 231L37 229V227H32V224L30 223L31 222L30 218L28 216L25 217V215L23 217V214L17 212L18 215L19 214L22 215V218L12 217L13 215L11 217H8V215L7 216L5 215L4 219L2 220V223L0 224V233L2 231V233L4 234L8 231L10 226L16 225L17 227H19V228L21 227L23 229L24 235H18L17 233H13L11 236L14 238L15 243L11 244L9 238L2 236V233H1V235H0V251L1 252L4 251L7 254V256H0V264H29L27 261L28 260L27 258L30 257L28 255L29 252L32 253L31 257L37 258V264H91L89 261V257L92 255L95 256V258L97 260L96 264H109L108 261H110L111 264H118V262H120V261L123 262L124 264H158L162 258H167L171 264H207L205 260L197 257V255H199V253H201L204 250L198 246L199 245L198 240H195V237H198V233L195 232V236H194L193 234L189 233L186 230L184 225L176 223L175 221H172L174 219H172L171 217H170V219L168 218L169 220L166 223L161 224V229H164L165 227H167L168 226L167 223L172 221V223H175L174 233L173 234L166 233V230H164L165 233H163V238H160L158 240L157 237L155 238L154 236H152L150 234L147 235L146 233L142 232L141 230L135 228L133 225H128V226H125L124 228H122V227L119 228V227H117L118 225L117 226L116 225L112 226L111 224L109 225L107 220L106 221L99 220V218L101 219V217H99V215H98L97 206L95 205L94 202H88L87 200L79 198V197L75 196L73 193L67 192L65 188L60 187V186L56 185L55 183L52 184V182H51L52 185H49V184H46L43 180H41ZM233 182H234V180H233ZM220 183L217 185H220ZM30 189L33 190L32 188H30ZM8 190H9V188H8ZM165 199H166V204L163 202L164 205H162V204H161V206L157 205L160 203V201H164ZM30 202H31V200H30ZM32 202H31V204H33ZM35 202H36V200H35ZM194 203H198V202H194ZM155 206L157 209H159V213L157 212L159 214L158 216L156 214L152 215L153 213H156V212H153V210L155 209ZM8 207H9V205H8ZM149 209L152 210V212H153L152 214H147V211ZM104 210H107L106 207H103V212L108 216V219L110 218V220L113 221V219H114L113 215L107 211H104ZM25 212H26V209H25ZM27 214H28V212H27ZM77 215L83 216V221L77 222L79 220H74V218L78 217ZM70 221H72V223ZM166 224H167V226H166ZM88 232H90L91 234H88ZM255 232H256V230H255ZM157 234H159V233H157ZM251 234H252V232H251ZM244 235H246V234L244 233ZM139 239L141 241L147 240L148 245H143V243H141V241ZM133 242H134V244H135V242H137V244L132 245ZM130 245L132 246L131 248H130ZM85 248L88 249L87 255L84 254ZM104 249L107 250L106 255L104 253L105 256H101L103 254ZM207 251L208 250H206V252ZM151 252L153 253V255H152V260L150 262L149 260H147L144 257H148ZM172 253H174V254H172ZM79 255H81V257H79ZM213 260L214 259H212V261ZM225 264H229V263H225Z\"/></svg>",
  "mask_w": 264,
  "mask_h": 264
},
{
  "label": "snow or ice",
  "instance_id": "snow-or-ice-1",
  "mask_svg": "<svg viewBox=\"0 0 264 264\" xmlns=\"http://www.w3.org/2000/svg\"><path fill=\"white\" fill-rule=\"evenodd\" d=\"M213 31H215V29H213ZM217 35H219V33H217ZM109 58L111 57V54H107ZM245 79H248L251 82V70H248L245 73ZM0 156H2L9 164H11L12 166H14L17 169H31V170H35L38 172H44L46 174H51V170L46 168V167H42L40 165L37 164H33L28 162L27 160H25L21 155L19 154H15V155H5L3 153H0ZM57 179H66L67 183L70 184H75L77 187H80L81 185H85L87 182L86 181H82V180H78L76 179L74 176H72L71 173L69 172H61L60 175L57 177ZM88 188L91 189L90 191L86 190L85 188L81 187V191H85L87 195L91 196L94 194H99L98 198H102L104 200L105 203L108 204V206L114 211L117 212V214H124L126 216H129L133 219H135L134 214L132 213H128L127 210L122 209L120 204L118 203V201H116L115 199H113L110 196H106L104 195L101 190L99 188H96L95 185H88ZM217 192H225V193H231L234 196H238L241 197L244 200H251L252 197L249 193H247L246 191H244L243 189H233V188H218L216 189ZM206 193H197L196 195H205ZM213 193L209 192L207 193V195H212ZM189 200L191 199H195V196H190L188 197ZM185 203H187V201H185ZM183 205H181L182 207ZM178 208H174L172 209V213H169L168 215L174 214L176 211H178ZM168 215L166 216H162L159 218V220L155 223V224H142V227H144L145 229H147L149 232L155 233L157 231H161V224L162 223H166L168 220ZM71 247V246H70ZM74 250V249H73ZM84 254L87 255L88 254V249L85 248L84 249Z\"/></svg>",
  "mask_w": 264,
  "mask_h": 264
},
{
  "label": "flooded vegetation",
  "instance_id": "flooded-vegetation-1",
  "mask_svg": "<svg viewBox=\"0 0 264 264\" xmlns=\"http://www.w3.org/2000/svg\"><path fill=\"white\" fill-rule=\"evenodd\" d=\"M81 187L85 188V185H81L80 188H81Z\"/></svg>",
  "mask_w": 264,
  "mask_h": 264
},
{
  "label": "trees",
  "instance_id": "trees-1",
  "mask_svg": "<svg viewBox=\"0 0 264 264\" xmlns=\"http://www.w3.org/2000/svg\"><path fill=\"white\" fill-rule=\"evenodd\" d=\"M79 180V179H78Z\"/></svg>",
  "mask_w": 264,
  "mask_h": 264
}]
</instances>
